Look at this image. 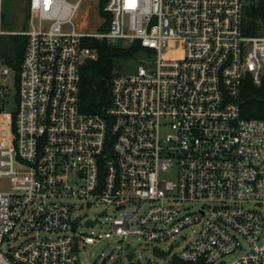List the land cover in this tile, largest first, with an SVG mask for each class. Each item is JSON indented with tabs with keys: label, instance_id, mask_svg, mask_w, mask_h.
Returning a JSON list of instances; mask_svg holds the SVG:
<instances>
[{
	"label": "built area",
	"instance_id": "2783aa9c",
	"mask_svg": "<svg viewBox=\"0 0 264 264\" xmlns=\"http://www.w3.org/2000/svg\"><path fill=\"white\" fill-rule=\"evenodd\" d=\"M80 1L24 0L25 30L0 23V37L26 40L12 96L0 57V264H82L87 245L126 236L164 257L160 245L187 232L170 259L264 264V119L240 108L243 83L264 79L248 0H103L94 33L73 22ZM92 38L139 50L87 113ZM92 205L93 217L75 214Z\"/></svg>",
	"mask_w": 264,
	"mask_h": 264
},
{
	"label": "trees",
	"instance_id": "16d2710c",
	"mask_svg": "<svg viewBox=\"0 0 264 264\" xmlns=\"http://www.w3.org/2000/svg\"><path fill=\"white\" fill-rule=\"evenodd\" d=\"M103 0L100 6H103ZM101 13H104L101 10ZM245 33L264 34V0H248L245 5ZM107 27L105 22L103 29ZM25 37L19 35H4L0 37V57L5 64L17 73L25 48ZM86 44L97 51V59L88 62L82 71V79L79 90L80 109L90 113L100 110L109 101L110 78L117 61L129 59L139 50L134 44L129 48L122 47L118 43L106 39H88ZM241 115L244 118L264 119V79L261 84L255 86L248 78L242 86L240 94ZM168 264H206L203 260L187 262L172 257Z\"/></svg>",
	"mask_w": 264,
	"mask_h": 264
},
{
	"label": "rangeland",
	"instance_id": "374dc122",
	"mask_svg": "<svg viewBox=\"0 0 264 264\" xmlns=\"http://www.w3.org/2000/svg\"><path fill=\"white\" fill-rule=\"evenodd\" d=\"M68 1L73 3L76 0ZM100 1L81 0L79 11L73 19L75 25L92 33L101 31L106 18L101 13ZM0 23L5 31L25 30L27 22L24 0H0ZM136 65L137 63L133 59H120L117 61V67L121 74L134 73ZM5 83L12 96L16 89V85H14L15 72H11ZM98 210L99 208L94 205L77 207L75 214L84 219L93 217ZM104 227L105 224H102L101 227L97 226L95 230L104 229ZM85 231L89 232V230ZM185 236V238H181L180 235H176L160 245L165 252H168L164 254V257L156 253L152 246L146 244L143 239L136 236H126L122 240L113 237L112 239H102L93 245H87L80 252V260L82 264H146L147 260H150V264H168L170 252L182 249L185 242L192 238L190 232H187ZM239 256L240 254L237 252L227 255L225 257L226 263L231 264Z\"/></svg>",
	"mask_w": 264,
	"mask_h": 264
},
{
	"label": "water",
	"instance_id": "95a60500",
	"mask_svg": "<svg viewBox=\"0 0 264 264\" xmlns=\"http://www.w3.org/2000/svg\"><path fill=\"white\" fill-rule=\"evenodd\" d=\"M94 224V221H88L86 223L87 226H90V225H93ZM146 264H150V260H147Z\"/></svg>",
	"mask_w": 264,
	"mask_h": 264
}]
</instances>
